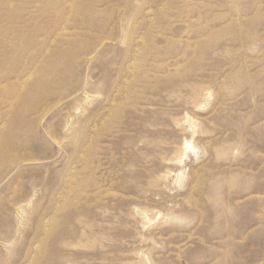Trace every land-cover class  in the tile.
Instances as JSON below:
<instances>
[{
	"label": "rangeland",
	"instance_id": "374dc122",
	"mask_svg": "<svg viewBox=\"0 0 264 264\" xmlns=\"http://www.w3.org/2000/svg\"><path fill=\"white\" fill-rule=\"evenodd\" d=\"M0 264H264V0H0Z\"/></svg>",
	"mask_w": 264,
	"mask_h": 264
},
{
	"label": "bare ground",
	"instance_id": "6f19581e",
	"mask_svg": "<svg viewBox=\"0 0 264 264\" xmlns=\"http://www.w3.org/2000/svg\"><path fill=\"white\" fill-rule=\"evenodd\" d=\"M187 148H189V149H190V148H192V147H191L190 145H187Z\"/></svg>",
	"mask_w": 264,
	"mask_h": 264
}]
</instances>
